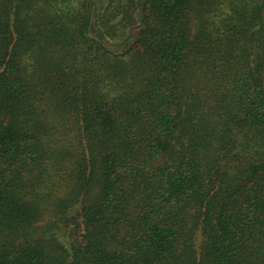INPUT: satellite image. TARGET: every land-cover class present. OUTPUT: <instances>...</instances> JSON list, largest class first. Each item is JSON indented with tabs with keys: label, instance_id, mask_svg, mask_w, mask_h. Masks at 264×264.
Returning a JSON list of instances; mask_svg holds the SVG:
<instances>
[{
	"label": "trees",
	"instance_id": "trees-1",
	"mask_svg": "<svg viewBox=\"0 0 264 264\" xmlns=\"http://www.w3.org/2000/svg\"><path fill=\"white\" fill-rule=\"evenodd\" d=\"M0 264H264V0H0Z\"/></svg>",
	"mask_w": 264,
	"mask_h": 264
}]
</instances>
